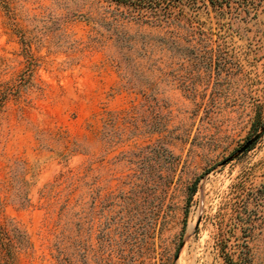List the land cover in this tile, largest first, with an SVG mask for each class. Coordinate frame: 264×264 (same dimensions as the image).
<instances>
[{"label":"rangeland","instance_id":"374dc122","mask_svg":"<svg viewBox=\"0 0 264 264\" xmlns=\"http://www.w3.org/2000/svg\"><path fill=\"white\" fill-rule=\"evenodd\" d=\"M263 127L264 0H0L12 264H264Z\"/></svg>","mask_w":264,"mask_h":264},{"label":"trees","instance_id":"16d2710c","mask_svg":"<svg viewBox=\"0 0 264 264\" xmlns=\"http://www.w3.org/2000/svg\"><path fill=\"white\" fill-rule=\"evenodd\" d=\"M119 3H132L133 0H111ZM140 1V0H135ZM2 230V232H1ZM17 229L13 230V236L9 235V231L6 229L0 228V235L3 236L2 246L4 248V253L0 254V264H12L14 259V250L15 248L20 249L23 244H26L25 236L21 234ZM5 238V242H4ZM16 242V244H15Z\"/></svg>","mask_w":264,"mask_h":264},{"label":"water","instance_id":"95a60500","mask_svg":"<svg viewBox=\"0 0 264 264\" xmlns=\"http://www.w3.org/2000/svg\"><path fill=\"white\" fill-rule=\"evenodd\" d=\"M262 132H264V127L262 128ZM259 138V134L253 138L252 140H250L243 148L241 151H245L252 143H254L257 139Z\"/></svg>","mask_w":264,"mask_h":264}]
</instances>
